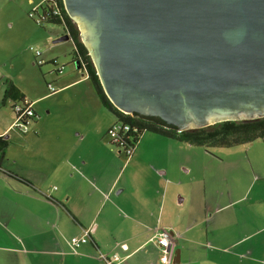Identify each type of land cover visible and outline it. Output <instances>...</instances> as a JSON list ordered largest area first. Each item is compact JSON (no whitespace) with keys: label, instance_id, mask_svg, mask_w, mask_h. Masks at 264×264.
<instances>
[{"label":"crops","instance_id":"obj_1","mask_svg":"<svg viewBox=\"0 0 264 264\" xmlns=\"http://www.w3.org/2000/svg\"><path fill=\"white\" fill-rule=\"evenodd\" d=\"M42 77L9 80L36 114L27 133L13 129V101L0 111L10 142L0 166V264H106L100 253L160 264L162 229L172 234V264H264L261 140L239 152L144 133L128 158L111 145L117 118L90 94L93 84L78 90L84 109L41 126L38 107L54 94ZM88 81L68 75L53 88ZM86 231L89 242L72 252L69 240Z\"/></svg>","mask_w":264,"mask_h":264},{"label":"water","instance_id":"obj_2","mask_svg":"<svg viewBox=\"0 0 264 264\" xmlns=\"http://www.w3.org/2000/svg\"><path fill=\"white\" fill-rule=\"evenodd\" d=\"M63 2L122 113L180 132L264 118V0Z\"/></svg>","mask_w":264,"mask_h":264},{"label":"rangeland","instance_id":"obj_3","mask_svg":"<svg viewBox=\"0 0 264 264\" xmlns=\"http://www.w3.org/2000/svg\"><path fill=\"white\" fill-rule=\"evenodd\" d=\"M44 1L0 0V111L2 113L5 111L2 105L5 93L4 89L6 88V83L13 78L23 85H28L31 79L43 81V74L48 82L56 89L60 88L59 84H61V80L68 75H76L78 79H88L86 73L80 71V66L78 64L75 65L76 62H73L74 45L72 42L54 43L57 39L64 36L65 30L63 26L51 24L42 28L36 24V21L42 15L41 5H43ZM80 40L86 47L81 36ZM33 50L40 51L42 53V59L44 60L50 59L46 54H52L51 58H56L57 63H46L43 66H39L42 67L40 69L35 64L38 59H35ZM56 65H59V68L63 69V74H57L55 72L58 68ZM76 66H79V68L77 69ZM81 87H84V90L86 87L92 88V82L89 80L87 84H81L61 94H59V90H56L54 94L50 95L48 100L42 102L38 107L40 111L39 117H43L40 125L46 126L48 122L55 118L58 112L70 111L72 113L84 109V101L77 97L79 94L78 90ZM90 94L93 97L95 96L99 101L95 91L93 93L91 91ZM11 103H7L6 109L9 108ZM258 143L264 142L261 141ZM248 145L240 146V149H236V151L247 152L246 147ZM258 154L260 157L264 156V151H259ZM248 161L250 164V159ZM259 190L260 188L256 184L255 191Z\"/></svg>","mask_w":264,"mask_h":264},{"label":"trees","instance_id":"obj_4","mask_svg":"<svg viewBox=\"0 0 264 264\" xmlns=\"http://www.w3.org/2000/svg\"><path fill=\"white\" fill-rule=\"evenodd\" d=\"M49 1L45 0L43 5H41L42 15L36 21V24L42 28L51 24L61 25L70 36V41L74 45L73 60L79 61L80 71H84L86 77L92 82L95 92L104 108L116 116L117 123H123L130 129L125 137L122 138V147L113 145L120 152L125 154V148L134 149L144 133L161 135L181 143L206 149L233 148L258 140L264 141V118L248 121H227L201 129L180 132L178 128L167 125L159 118H146L137 114L129 115L122 113L114 107L106 96L92 58L87 48L81 42L79 30L73 19L68 15L63 0L57 1L58 13L51 11L48 6ZM49 63L54 64V62ZM39 68L41 69L42 67ZM7 101H13L14 104L24 103L26 101L21 91L10 81L6 83L3 105ZM9 145V140L5 137H0V166L5 158Z\"/></svg>","mask_w":264,"mask_h":264},{"label":"built area","instance_id":"obj_5","mask_svg":"<svg viewBox=\"0 0 264 264\" xmlns=\"http://www.w3.org/2000/svg\"><path fill=\"white\" fill-rule=\"evenodd\" d=\"M58 0H50L48 6L50 7L51 11L54 13H58ZM41 17V16H40ZM34 57L37 60L36 65L43 66L47 62V60L42 59V53L38 50H33ZM52 62L57 63L56 60H53ZM58 67L55 72L57 74H63V69L59 68V65H56ZM50 91L52 93H55L56 90L51 87ZM12 111L15 115V120L13 124V129H16L20 131L21 133L25 134L29 131L31 124L36 117L32 103L25 101L24 103L14 104L12 105ZM129 127L124 125L123 123H116V125L113 126L109 133V137L111 139V145H117L122 147L123 141L122 138L125 137L127 132H129ZM125 155L126 157L130 158L133 153L134 149L132 148H125ZM90 240V232L86 231L81 236L73 237L69 240L68 244L70 246V249L72 252L76 253L77 250L82 247L83 245L87 244ZM157 244L161 251V258H160V264H172V259L174 255V247L172 244V234L167 229H162L157 234ZM98 258L105 261L106 264H121V260L117 255H113L111 257L104 255L100 253L98 255Z\"/></svg>","mask_w":264,"mask_h":264},{"label":"flooded vegetation","instance_id":"obj_6","mask_svg":"<svg viewBox=\"0 0 264 264\" xmlns=\"http://www.w3.org/2000/svg\"><path fill=\"white\" fill-rule=\"evenodd\" d=\"M67 33L64 31V35H66ZM74 61V60H73ZM74 62H79L78 60L74 61ZM153 118V117H152Z\"/></svg>","mask_w":264,"mask_h":264},{"label":"clouds","instance_id":"obj_7","mask_svg":"<svg viewBox=\"0 0 264 264\" xmlns=\"http://www.w3.org/2000/svg\"><path fill=\"white\" fill-rule=\"evenodd\" d=\"M70 37V36H69Z\"/></svg>","mask_w":264,"mask_h":264}]
</instances>
